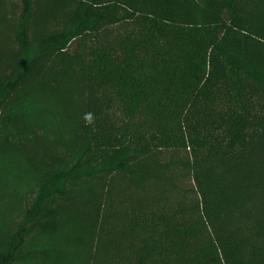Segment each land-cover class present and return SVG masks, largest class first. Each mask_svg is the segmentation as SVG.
<instances>
[{
    "label": "trees",
    "instance_id": "1",
    "mask_svg": "<svg viewBox=\"0 0 264 264\" xmlns=\"http://www.w3.org/2000/svg\"><path fill=\"white\" fill-rule=\"evenodd\" d=\"M0 264H264V0H0Z\"/></svg>",
    "mask_w": 264,
    "mask_h": 264
}]
</instances>
